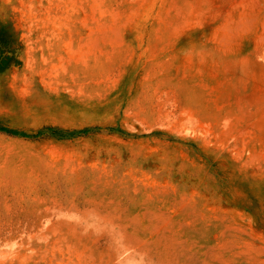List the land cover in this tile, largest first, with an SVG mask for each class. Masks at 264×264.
Here are the masks:
<instances>
[{"label":"rangeland","instance_id":"1","mask_svg":"<svg viewBox=\"0 0 264 264\" xmlns=\"http://www.w3.org/2000/svg\"><path fill=\"white\" fill-rule=\"evenodd\" d=\"M0 264H264V0H0Z\"/></svg>","mask_w":264,"mask_h":264}]
</instances>
